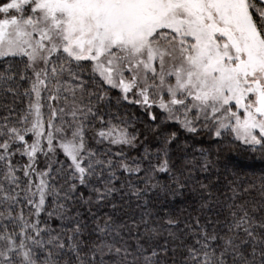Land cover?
Masks as SVG:
<instances>
[{
	"label": "snow or ice",
	"instance_id": "6c2138e0",
	"mask_svg": "<svg viewBox=\"0 0 264 264\" xmlns=\"http://www.w3.org/2000/svg\"><path fill=\"white\" fill-rule=\"evenodd\" d=\"M0 264H264V0H0Z\"/></svg>",
	"mask_w": 264,
	"mask_h": 264
},
{
	"label": "trees",
	"instance_id": "16d2710c",
	"mask_svg": "<svg viewBox=\"0 0 264 264\" xmlns=\"http://www.w3.org/2000/svg\"><path fill=\"white\" fill-rule=\"evenodd\" d=\"M132 111L133 112H135L136 111V109H132ZM197 139H201V140H203V141H205V146H207V142L209 141V140H211V139H215V138H209V137H198ZM255 167H256V169H259L260 167H261V164L257 161L256 163H255ZM259 174V172L257 171V175ZM176 205L177 206H180V207H184V205L181 203V201H179V200H177L176 201Z\"/></svg>",
	"mask_w": 264,
	"mask_h": 264
}]
</instances>
